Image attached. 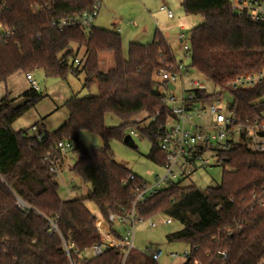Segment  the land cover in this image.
I'll return each mask as SVG.
<instances>
[{"label": "trees", "instance_id": "trees-1", "mask_svg": "<svg viewBox=\"0 0 264 264\" xmlns=\"http://www.w3.org/2000/svg\"><path fill=\"white\" fill-rule=\"evenodd\" d=\"M97 2L102 0H0V84L17 72L43 70L60 79L84 73V87L98 89L96 95L66 100L68 120L53 132L44 130L41 140L30 135L31 127L16 131L13 125L47 95L29 89L18 99H0V264H69L63 239L75 244L77 264H159L135 248L123 263L122 236L110 215H124L133 205V190L146 182L116 160L110 143L124 142L135 131L150 140V159L167 165L159 143L174 115L162 102L161 88L168 84L160 73L176 58L160 32L151 43L131 42L125 55L118 32L96 26L89 32L77 26L59 30L53 24L90 11ZM181 5L187 14L203 19L190 30V67L231 95L243 123L262 119L264 81L240 88L229 83L264 70V22L240 16L230 0H182ZM74 45L86 48L82 66L75 65L79 52L75 55ZM107 52L114 67L103 71L101 58ZM22 97L28 102L14 109L12 103ZM142 113L150 119L146 126L133 119ZM109 114L121 123L108 126ZM34 125L42 126L41 121ZM83 131L100 136L104 147L85 146ZM259 135L264 139V132ZM64 140H71L79 154L71 171L91 185L86 197L59 196V174L46 162V153L53 150L60 172L63 155L55 148ZM251 140L243 133L240 142L218 151L223 167L218 185L201 189L170 181L137 207L144 220L163 214L181 224L166 240L189 246L184 264H258L264 256V207L252 201L264 186V151L252 150ZM18 198L30 209L20 210ZM100 218L108 222L109 236L102 233ZM53 219L59 233L50 232ZM99 244L105 246L100 256L82 254Z\"/></svg>", "mask_w": 264, "mask_h": 264}, {"label": "built area", "instance_id": "built-area-1", "mask_svg": "<svg viewBox=\"0 0 264 264\" xmlns=\"http://www.w3.org/2000/svg\"><path fill=\"white\" fill-rule=\"evenodd\" d=\"M234 12L240 16H246L249 19L264 22V0H230ZM101 2H97L90 11L81 14H75L63 17L54 21V25L59 30H64L69 26H77L85 32H89L95 27V21L99 16ZM162 11H167L168 17H173V12L167 7H161ZM3 35V34H2ZM183 44L184 57L191 59V46L186 43V36L180 35ZM75 63L81 65V61L77 58ZM193 69L184 64L183 61L169 65V69L160 73L162 81L172 83L174 89L163 88L162 102L171 108L174 115L167 126L159 146L166 153L167 165L162 167L165 170L163 175H157L154 182L143 183L133 190L134 202L130 209L124 215H110V220L114 223L126 224L127 227L122 235L120 244L124 247V259L127 258L131 249L134 248V241L137 227L140 223L148 222L150 228L159 226H167L171 218L168 216L158 215L156 217L144 220L137 212V207L142 205L146 200L152 197L161 189L165 188L170 181L184 180L195 175L199 169H208L212 161L206 155L210 152L214 155L217 165H222V161L218 157L219 150H228L230 142L238 143L242 140L243 133L251 137L250 148L254 151H264V139L259 135L264 132V117L256 119L253 123H243L237 115V106L233 102H225L222 95L225 90H217L209 92L207 85L203 81L192 78ZM26 80L30 83L31 89L39 91L41 88L35 80L32 73L26 74ZM264 81V70L254 73L248 77H243L230 82L229 85L234 88L254 86ZM180 86V94L175 92ZM210 96V100L206 101L200 94ZM226 110L224 112L223 110ZM172 122V124H171ZM132 136L138 137L139 134L131 131ZM30 135H35L41 140L44 135L39 125H33L30 129ZM57 151L64 156L74 152L75 146L71 140H64L57 144ZM52 151L46 153V162L51 164V170L59 174L57 164L52 159ZM134 176L131 177L133 179ZM164 184H166L164 186ZM252 201L257 207H264V186L261 194L254 193ZM17 206L20 210L30 209V206L22 199H17ZM50 232L59 233L57 219L50 221ZM110 243L117 245L116 241L110 240ZM65 253L69 260V264H77L73 258V254L78 253L73 242H67L63 239ZM105 250L102 244L95 245L91 248L93 256H100ZM83 252L82 254L86 253ZM145 254L156 262L165 255V250L160 247L147 248ZM222 254H225L222 252ZM173 258L183 256L185 259L189 257V250H185L180 254L171 252L169 254ZM258 264H264V256Z\"/></svg>", "mask_w": 264, "mask_h": 264}, {"label": "rangeland", "instance_id": "rangeland-1", "mask_svg": "<svg viewBox=\"0 0 264 264\" xmlns=\"http://www.w3.org/2000/svg\"><path fill=\"white\" fill-rule=\"evenodd\" d=\"M181 3L182 0H102L100 15L97 18L95 25L100 28L112 30L121 28L120 35L125 55L128 54L131 42H139L141 44L151 43L154 40L156 33L160 32L170 41L176 60L178 62L183 61L185 65L190 66L191 59L184 57L183 44L180 43L178 38V34L181 32L180 26L184 24L186 43L190 44V30L202 23L203 19L200 15L187 14L182 8ZM163 6H167L171 9L175 15L174 19H169L167 11L165 12L161 10V7ZM73 47L75 48L76 55L78 47L75 45ZM78 52H80L77 54L78 59L81 60L86 54V48L81 47L78 49ZM75 65L78 66L76 63ZM79 66H82V64ZM113 67V55L110 52L104 53L101 58L102 70L108 71ZM32 74L47 97L40 101L34 108L27 111L14 123L13 128L16 131L29 129L36 121L49 115L57 107H60L59 110H57L58 115L62 114L64 110L66 112L67 109L64 107V103L74 95L78 97H87L96 95L98 92L96 85H92L89 88L84 87V73L76 75L71 72L66 79L48 77L43 70H36ZM14 75H16V77L14 76V78L11 79L12 81L10 80V82L14 83L12 86L8 85V91H13L12 94H16L19 91L20 93H24L31 89L30 83L26 80L25 73L17 72ZM192 78L203 81V83L207 85L208 91L211 93L220 90L195 70L192 72ZM177 85L178 90L175 94L179 95L180 86L179 84ZM161 92H165V90L161 88ZM6 94V84H0V98ZM222 98L225 102H232V97L229 93L223 94ZM223 111L226 112L225 109ZM133 119L144 126L148 125L150 122L146 113L135 116ZM106 123L108 126H117L121 122L119 119L109 114L107 115ZM39 127L41 128L42 126L39 125ZM41 129L45 130L43 127ZM132 137L135 142L134 147H131L122 141L113 140L110 143L111 149L119 163L126 166L145 182L152 183L156 176L163 175L165 170L162 166L150 159L149 154L152 148L150 140L140 136ZM81 140L87 147H104V142L100 136L87 131L81 133ZM78 155V152L74 151L68 156L65 166L58 176V193L62 199H78L86 197L89 194V189L84 181L69 168V163L74 165L75 159ZM206 156L211 159V166L206 170L199 169L195 175L185 178L182 182L183 185L195 184L197 187L205 189L209 186L218 185L221 182L223 167L216 164L212 153L209 152ZM165 185L166 184H164V186ZM90 207L94 212L98 213L96 207L93 205ZM161 216L164 215L162 214ZM99 224L102 233L105 236H109L108 222L104 218H100ZM119 224L114 223V229L122 236L127 225ZM180 228L181 224L173 219L170 220L169 225L159 226L155 229L150 228L148 222L140 223L136 230L134 248L145 252L147 248L161 246L165 250V256L161 259L159 264H184L186 259L183 256L173 258L169 254L171 252H176L181 255L185 250H189V246L185 243H169L166 240V235L168 233L177 231ZM116 243L119 244L117 241ZM86 256L92 257L93 254L91 251H87Z\"/></svg>", "mask_w": 264, "mask_h": 264}, {"label": "crops", "instance_id": "crops-1", "mask_svg": "<svg viewBox=\"0 0 264 264\" xmlns=\"http://www.w3.org/2000/svg\"><path fill=\"white\" fill-rule=\"evenodd\" d=\"M101 6H102V2H101ZM169 8V7H168ZM100 10H101V8H100ZM171 10V9H170ZM166 12V11H165ZM99 15H100V12H99ZM167 16H168V13H167ZM99 17V16H98ZM97 17V18H98ZM169 18V17H168ZM175 18V15H174V13H173V17L172 18H169V19H174ZM97 20V19H96ZM96 22V21H95ZM96 26V25H95ZM97 27V26H96ZM107 29V28H106ZM108 30H112V29H108ZM180 30H181V32L178 34V38H179V41H180V43L182 44V41H181V39H180V35L181 34H184L185 36H186V33H184L185 32V26H184V24L183 25H181L180 26ZM112 31H115V32H118L119 34H120V31H121V28H118V29H116V30H112ZM162 34V33H161ZM163 35V34H162ZM164 37H165V39L167 40V42L169 43V45L171 46V48H172V45H171V43H170V41L168 40V38L165 36V35H163ZM139 43V42H138ZM74 48V47H73ZM172 51H173V48H172ZM80 53V52H79ZM173 54H174V52H173ZM175 56V55H174ZM14 76L16 77V75H13V76H11L8 80H7V82L6 83H4V84H6V90H7V94L6 95H8L9 96V98L10 99H17V98H19L23 93H20V91L18 92V93H16V94H12V92L13 91H8V89H7V87H8V85H11L12 86V84L14 83V82H10V80L11 79H13L14 78ZM12 81V80H11ZM3 84V83H2ZM6 95H4V96H6ZM3 96V97H4ZM2 97V98H3ZM2 98H0V99H2ZM59 108L60 107H57L53 112H51L49 115H47V116H45V117H43V118H41L40 120H38V121H36L35 123H37V122H40L41 121V124H42V126H43V128L46 130V131H49V132H53V131H55V130H57L62 124H64L67 120H68V118H69V113L67 112V110H66V112H65V110H64V112L62 113V114H59L58 115V112H57V110H59ZM51 116V117H50ZM50 117V118H49ZM34 123V124H35ZM33 124V125H34ZM32 125V126H33ZM22 130V129H21ZM82 133V132H81ZM81 133H80V137H81ZM91 148V147H90ZM70 154L71 153H68V154H66V155H64L63 156V164H62V168H61V171L59 172V175H60V173L62 172V170H63V167L65 166V164H66V160L68 159V156H70ZM77 158L78 157H76V159H75V162H76V160H77ZM74 162V163H75ZM72 166L73 165H71V163H69V168H70V170H71V168H72ZM64 200H69V199H64ZM119 224V223H118ZM119 225H123V224H119ZM135 242V241H134ZM160 248H162L161 246H159ZM89 252V251H88ZM87 253V252H86ZM86 253H84L85 254V256H86ZM165 256V255H164ZM161 261V260H160ZM160 263V262H159Z\"/></svg>", "mask_w": 264, "mask_h": 264}, {"label": "water", "instance_id": "water-1", "mask_svg": "<svg viewBox=\"0 0 264 264\" xmlns=\"http://www.w3.org/2000/svg\"><path fill=\"white\" fill-rule=\"evenodd\" d=\"M168 88L173 90L174 89V86L172 83H168ZM28 102V99L27 98H20L19 100H16L15 102L12 103V107L14 109H18L22 106H24L26 103ZM124 143H126L127 145L131 146V147H134L135 146V142H134V139L132 137L131 134H127L124 138ZM87 188L89 189V191L91 190V185L90 184H86Z\"/></svg>", "mask_w": 264, "mask_h": 264}]
</instances>
